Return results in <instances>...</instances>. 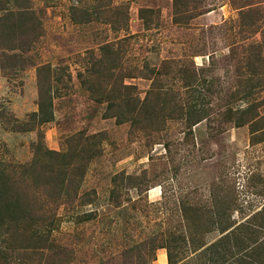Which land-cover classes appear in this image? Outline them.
Wrapping results in <instances>:
<instances>
[{"label":"rangeland","instance_id":"rangeland-1","mask_svg":"<svg viewBox=\"0 0 264 264\" xmlns=\"http://www.w3.org/2000/svg\"><path fill=\"white\" fill-rule=\"evenodd\" d=\"M194 1L176 25L174 0H0V187L49 239L27 264H264V129L171 113L260 120L259 77L232 53L264 50V0ZM4 231L0 264H20Z\"/></svg>","mask_w":264,"mask_h":264},{"label":"trees","instance_id":"trees-1","mask_svg":"<svg viewBox=\"0 0 264 264\" xmlns=\"http://www.w3.org/2000/svg\"><path fill=\"white\" fill-rule=\"evenodd\" d=\"M191 3L193 4V7L191 8ZM232 5L236 6L237 3L235 0H232ZM174 15H173V22L176 25H186L188 24L192 19L198 17L203 13V11L198 12L196 11L199 8V2H195L194 0H174ZM238 7V6H237ZM196 9V12H193V9ZM245 12H240V18L244 19ZM252 24V22H251ZM250 24V25H251ZM261 48V47H260ZM232 58L234 62L237 63V71L240 72L241 68L244 67L248 71V73L253 77H259L258 84L261 85V89L264 90V50L259 49L257 53H255L252 57H248V60L242 61L240 57L237 56V53H232ZM263 70L261 73L260 71ZM204 72V70L202 71ZM247 73V72H246ZM239 75V73H237ZM191 78H196V72L192 73ZM263 77V78H260ZM246 93L248 94V97L252 96L253 91L256 87V84H251L248 86ZM127 88V87H125ZM245 89V88H244ZM126 93H123V96H126L123 98V101L125 105H127V98ZM157 95L154 94V91H151L149 94H147L146 99L149 101H145L143 104H149L146 105L148 108L141 107L138 109V111H142L145 115H149V117L152 119L153 116H156V108L153 106V103H155V98ZM121 97V96H120ZM119 98V97H118ZM118 98L116 100H118ZM155 109V112L151 109ZM193 110V111H192ZM213 109L206 110L205 108L196 109L192 105H186L185 109L184 107H180L177 111H172L173 114L180 113L179 117L183 118L184 116H187V122L192 121H200L198 117H205L210 118L211 115H214V117H218L220 119H217V123L215 127L216 134H221L232 127H240L243 125L250 124L251 126V135L253 136L257 130L264 129V115L260 117V120H255L256 117H258V113L256 114L252 110H249L248 113H245L242 117L234 118L232 117V109H225L222 110L219 113L213 114ZM134 112V111H133ZM227 114L229 116L227 117ZM157 117V116H156ZM170 118L179 119L177 117H174V115H171ZM46 121V120H45ZM212 124V123H210ZM212 129V126H210ZM213 130V129H212ZM253 141V144L260 143L261 140H256V138ZM6 187H0V225L4 227V233L5 236L8 237V249H10L12 252L8 253L6 256L9 259H12L14 254L18 257V262L20 264H27L29 260V256L32 255V252H29V250H39L41 248H46L48 245V237L40 235L39 231H35V227L33 224V221H35V214L33 213V210L28 205L21 204V201L19 200L20 195L11 194L9 188ZM20 201V203H19ZM7 220V221H5ZM221 220H218V222ZM215 221L214 223H216ZM199 224H201L200 219L198 215L196 216V221H194V227L197 229ZM44 225V224H43ZM42 225V226H43ZM232 224H228L226 222H221L220 224H217L216 227L218 230L225 232V237L222 239L224 241L225 245H232L233 247H237L239 242L241 241L240 236L237 235L239 230H236V235H233V227H231ZM214 228V227H213ZM232 229L231 232L227 233L229 229ZM247 228V227H244ZM193 229V227H192ZM201 226L199 230H201ZM247 236V234H244ZM263 238H261L259 241L254 242L253 246H255V250L263 249L264 246ZM226 248V246H225ZM252 248V247H251ZM14 252V254H13ZM62 252H60L61 255ZM256 254V253H254ZM9 256V257H8ZM169 258L171 260V255H169ZM247 255L244 254L238 258V263L241 264L244 260H246ZM245 262V261H244ZM257 260L253 262V264H257ZM250 264V263H249Z\"/></svg>","mask_w":264,"mask_h":264}]
</instances>
